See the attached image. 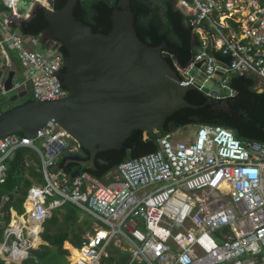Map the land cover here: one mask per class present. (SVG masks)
Instances as JSON below:
<instances>
[{
	"label": "built area",
	"instance_id": "2783aa9c",
	"mask_svg": "<svg viewBox=\"0 0 264 264\" xmlns=\"http://www.w3.org/2000/svg\"><path fill=\"white\" fill-rule=\"evenodd\" d=\"M19 1L0 0L2 42L24 71L22 80L12 79L11 91L30 93L33 101L63 97L57 75L62 56L57 49L28 46L35 38L19 30L29 16L16 8ZM23 1L27 10L53 8L51 0ZM174 7L199 40L190 62L177 68L181 85L192 82L188 70L199 64L206 78L221 71L220 86L228 87L227 75L237 74L252 76L255 88H264V0H174ZM211 50L228 62L218 61ZM2 87L0 82V94ZM232 94L230 89L228 97ZM155 142L154 151L126 159L98 179L88 172L70 176L57 167L64 151L79 145L53 121L33 137H0V184L6 160L21 147L36 154L42 180L28 187L20 214L9 208L0 252L10 245L12 260L0 258L22 264L39 244L33 239H40L42 222L69 202L93 224L79 247L67 249V264H101L110 243L128 253L125 264H264V141H240L228 128L203 124L193 139L174 141L164 134ZM28 164L34 163L25 159ZM6 199L2 195L0 205Z\"/></svg>",
	"mask_w": 264,
	"mask_h": 264
},
{
	"label": "water",
	"instance_id": "95a60500",
	"mask_svg": "<svg viewBox=\"0 0 264 264\" xmlns=\"http://www.w3.org/2000/svg\"><path fill=\"white\" fill-rule=\"evenodd\" d=\"M76 0H66L60 8L42 7L47 22L39 35L43 49L62 46V70L57 72L66 95L49 101H27L0 113V137L23 132L33 137L49 121L55 122L88 152L86 160L74 163L94 169L97 151L119 149L132 129L157 132L171 113L195 105L184 100L187 89L196 88L208 98H219L226 108L229 87L220 86L221 71L206 78L196 66L188 74L190 84L181 85L176 71L161 55L164 41L151 46L142 42L132 25L128 0H117L111 9L107 33L92 32L76 20L72 8ZM20 0L16 8L30 13L33 6ZM223 66V65H221ZM14 71L0 63V82L10 92ZM11 93L8 101L23 97ZM170 131L174 130L168 123Z\"/></svg>",
	"mask_w": 264,
	"mask_h": 264
},
{
	"label": "trees",
	"instance_id": "16d2710c",
	"mask_svg": "<svg viewBox=\"0 0 264 264\" xmlns=\"http://www.w3.org/2000/svg\"><path fill=\"white\" fill-rule=\"evenodd\" d=\"M65 1L51 0V4L53 8H60ZM116 1L76 0L72 15L76 20L88 25L92 32L107 33L111 26V9ZM128 2L133 12L132 25L137 37L151 46L164 41L166 48L161 50V55L181 78V73L177 68H183L190 62L199 49V40L192 28L186 24L183 14L174 7V0H128ZM0 10H5L1 4ZM46 25L42 7L35 5L28 18L20 21L19 30L24 35L37 38ZM39 42L42 43L43 40ZM2 48L14 68L19 69L20 64L11 48L5 43L2 44ZM57 51L62 57L66 54L62 46H58ZM209 52L222 63H227L229 60V57L221 55L219 51ZM195 65L200 67L199 64ZM255 84L256 80L250 75L228 74L227 85L233 94L225 99L226 108L220 106L219 99L208 98L196 88L187 89L183 98L195 107L175 110L166 117L163 127L157 132L132 129L119 149H108L95 153L94 169L69 161L88 158V152L80 146L77 151H64L56 165L70 176L88 172L101 179L118 163L154 151L156 149L155 140L159 136L170 134L189 124L220 125L230 129L233 136L240 141H264V88L257 90L254 88ZM18 99V102L9 104L5 95L0 94V113L12 106L31 101V95L27 93L26 96ZM169 122L174 126L172 131L168 128ZM16 134L21 136L23 132L19 131ZM25 159L31 160L34 164L25 166ZM35 164H38L36 154L25 147L16 149L6 160V177L0 184V199L2 195L7 196V199L0 205V242L3 239L2 231L8 222L9 208L20 214L23 211L22 200L28 187L32 182H41V176L35 170ZM89 223L90 218L87 214L82 213L79 208L69 202L63 203L42 222L40 237L44 243L29 249L22 264H67L70 258L67 259L68 244L65 241L72 247H79L83 234L90 229ZM127 259L126 251L110 243L107 247V256L101 259V264H125ZM0 264L6 263L0 258Z\"/></svg>",
	"mask_w": 264,
	"mask_h": 264
},
{
	"label": "rangeland",
	"instance_id": "374dc122",
	"mask_svg": "<svg viewBox=\"0 0 264 264\" xmlns=\"http://www.w3.org/2000/svg\"><path fill=\"white\" fill-rule=\"evenodd\" d=\"M28 46L29 47H32L34 49L44 50L43 47L39 43L38 37L35 38L34 40L29 41ZM3 59H4V57L2 58L0 56V62ZM5 69H7V70L8 69H11V70L14 71V75H13V78H12L13 80L16 79V80H19L20 81V80L23 79V76H24L23 69L22 68L21 69H15L13 67V65L11 64L10 61L7 64L5 63ZM11 93H14V92L13 91H10V92L3 93V94L8 99V96ZM18 101H19V99L15 100V101H12V102L11 101H8V103L9 104L10 103H16ZM196 129H197V126L196 125L189 124V125H186L185 127H182V128H179V129H176V130L172 131L170 133V136H171V139L174 140V141H186V140H190V139H193L194 133H195ZM85 233L83 235H85ZM10 248H11L10 245H7L5 248H2L1 249V252H0V257H3L6 262L12 260V258L8 256V254L10 252ZM62 248H63V244H62Z\"/></svg>",
	"mask_w": 264,
	"mask_h": 264
},
{
	"label": "crops",
	"instance_id": "0c3cea01",
	"mask_svg": "<svg viewBox=\"0 0 264 264\" xmlns=\"http://www.w3.org/2000/svg\"><path fill=\"white\" fill-rule=\"evenodd\" d=\"M1 4V3H0ZM1 6L2 7H4L2 4H1ZM2 12V14H4L5 15V12H4V10H0V13ZM22 12V11H21ZM0 22H1V20H0ZM0 37H1V40H0V56L3 58L4 57V59L1 61V62H4V63H8L10 60L9 59H7L6 58V54H5V52H4V50H3V48H2V44H4L5 42H2V37H3V33H2V30H1V28H0ZM40 43V42H39ZM5 45H7L6 43H5ZM40 45L42 46V44L40 43ZM7 46H9V45H7ZM10 47V46H9ZM43 47V46H42ZM11 48V47H10ZM11 50L14 52V50L11 48ZM14 54H15V52H14ZM8 61V62H7ZM0 62V63H1ZM11 62V61H10ZM12 64V63H11ZM9 65V64H8ZM13 65V64H12ZM14 67V66H13ZM22 67H21V65H20V68L19 69H21ZM256 85V84H255ZM26 88H27V86H26ZM254 88H255V86H254ZM257 90H259V89H257ZM261 90V89H260ZM35 170L37 171V169L35 168ZM107 173V172H106ZM103 177V176H102ZM102 179V178H101ZM42 181V180H41ZM39 183H41V182H39ZM39 183H35V182H32L30 185H32V184H39ZM59 208V207H58ZM57 209V208H56ZM55 210V209H54ZM53 210V211H54ZM52 211V212H53ZM82 211V210H81ZM82 213H84V214H86L84 211H82ZM52 214V213H51ZM88 215V214H87ZM89 216V215H88ZM90 218V217H89ZM92 224H93V221H92V219L90 218V223H89V227H90V229L89 230H87L86 231V233H88V232H90L91 231V227H92ZM85 233V234H86ZM85 235H83L82 237H84ZM40 241H39V244H41V243H44L43 241H42V239H41V237H40V239H39ZM67 244H68V248H70V247H72L67 241H65ZM38 244V245H39ZM36 248V247H35ZM67 248V249H68ZM66 249V250H67ZM120 249V248H119ZM122 250V249H121ZM124 251V250H123Z\"/></svg>",
	"mask_w": 264,
	"mask_h": 264
},
{
	"label": "bare ground",
	"instance_id": "6f19581e",
	"mask_svg": "<svg viewBox=\"0 0 264 264\" xmlns=\"http://www.w3.org/2000/svg\"><path fill=\"white\" fill-rule=\"evenodd\" d=\"M33 230H36V228H33ZM38 242H39V238L35 236L33 239V245H36ZM73 255H74L73 258L79 257V255L75 253Z\"/></svg>",
	"mask_w": 264,
	"mask_h": 264
},
{
	"label": "flooded vegetation",
	"instance_id": "af4514ba",
	"mask_svg": "<svg viewBox=\"0 0 264 264\" xmlns=\"http://www.w3.org/2000/svg\"><path fill=\"white\" fill-rule=\"evenodd\" d=\"M43 42H44V41H43ZM43 42H42V43H43ZM5 71H7V69H5Z\"/></svg>",
	"mask_w": 264,
	"mask_h": 264
}]
</instances>
